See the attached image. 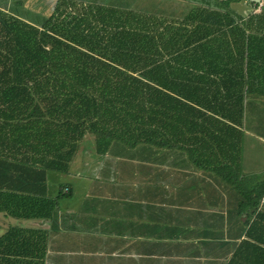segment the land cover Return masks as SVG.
Returning a JSON list of instances; mask_svg holds the SVG:
<instances>
[{
  "label": "trees",
  "instance_id": "1",
  "mask_svg": "<svg viewBox=\"0 0 264 264\" xmlns=\"http://www.w3.org/2000/svg\"><path fill=\"white\" fill-rule=\"evenodd\" d=\"M239 1L183 0L191 6L176 16L59 0L42 24L0 3V195L14 214L37 216L20 208L46 194L47 172H67L87 138L100 154L113 142L210 147L205 160L217 162L203 167L243 189L237 126L246 97L264 92V5L244 14L231 8ZM263 196L258 181L237 204L254 211ZM29 235L16 227L0 236L4 264H30L17 258L32 253Z\"/></svg>",
  "mask_w": 264,
  "mask_h": 264
},
{
  "label": "crops",
  "instance_id": "2",
  "mask_svg": "<svg viewBox=\"0 0 264 264\" xmlns=\"http://www.w3.org/2000/svg\"><path fill=\"white\" fill-rule=\"evenodd\" d=\"M6 1L7 11L31 19L19 11L34 0ZM58 1L47 0L40 8L47 15L39 20L49 17ZM237 127L242 131L243 189L231 186L224 172L204 168L217 162L215 156L205 160L215 150L208 147L204 155L197 142V152L147 145L123 150L113 142L100 154L95 141L88 140L91 149L81 147L83 141L68 171L60 172L70 179L59 175L55 182L60 187L52 189L49 170L46 194L20 208L37 216L14 214L15 203L0 195V236L16 227L29 229L32 253L17 258L30 264H264V206L245 211L237 204L264 181V92L245 99ZM254 220V235L249 236ZM242 244L244 251L236 255ZM0 255L4 264L5 255Z\"/></svg>",
  "mask_w": 264,
  "mask_h": 264
},
{
  "label": "rangeland",
  "instance_id": "3",
  "mask_svg": "<svg viewBox=\"0 0 264 264\" xmlns=\"http://www.w3.org/2000/svg\"><path fill=\"white\" fill-rule=\"evenodd\" d=\"M74 1H76V0H74ZM96 1H98V2L102 1V3L109 4V5H122V6L130 5L133 8H142L144 10L159 11V12H164V14H167V15H176V16H178L179 14H181L183 11L187 10L191 6V4L184 3L183 1L182 2H174L173 0H96ZM3 2L6 3L7 1L6 0H0V3H3ZM12 2H14V1H12ZM45 2H47V0H34V4H32L29 7L25 6V7L21 8V10L19 12L21 14H23V15L25 14V16H28L29 18H31L29 20L30 22L42 24L43 20H39V19L46 17L47 14L45 12H43L40 8L42 7V5ZM78 2H82V1H78ZM82 3H84V2H82ZM86 3H88V2H86ZM263 5H264V0H262L261 3H259V5H257V6H255V4L249 3L248 0H241L239 2H232L231 8H233V9H235L241 13L247 14L253 10L257 11L259 6H263ZM50 6H52V3H50V5L48 6V9H50ZM27 7L29 9H27ZM41 16H43V17H41ZM251 96L252 95H248L246 98L251 97ZM88 140H92V139L87 138V140H84L85 143H83L81 147H86L88 150H90L91 149L90 148L91 143L90 144L86 143ZM141 145L145 146L143 144H141ZM81 151L82 150L80 149V152H79L80 157L83 156ZM130 151H133V150L130 149ZM90 165H92V163ZM52 174H54V175H52V180H50V183H49V186H51L52 189H58L60 187L59 183L55 182L57 179H59V175H60V177L62 175V179L65 181L70 179L68 174H64V173L61 174L58 171L57 172L52 171ZM62 184L63 183H60V185H62Z\"/></svg>",
  "mask_w": 264,
  "mask_h": 264
},
{
  "label": "built area",
  "instance_id": "4",
  "mask_svg": "<svg viewBox=\"0 0 264 264\" xmlns=\"http://www.w3.org/2000/svg\"><path fill=\"white\" fill-rule=\"evenodd\" d=\"M260 8H261V6H259V8H258L257 11H260ZM261 205H264V196H263L262 199H261Z\"/></svg>",
  "mask_w": 264,
  "mask_h": 264
},
{
  "label": "water",
  "instance_id": "5",
  "mask_svg": "<svg viewBox=\"0 0 264 264\" xmlns=\"http://www.w3.org/2000/svg\"><path fill=\"white\" fill-rule=\"evenodd\" d=\"M252 1L255 2V3H261L262 0H252Z\"/></svg>",
  "mask_w": 264,
  "mask_h": 264
}]
</instances>
